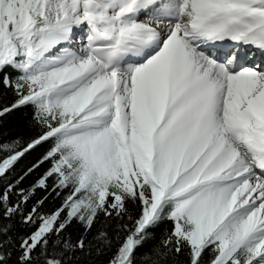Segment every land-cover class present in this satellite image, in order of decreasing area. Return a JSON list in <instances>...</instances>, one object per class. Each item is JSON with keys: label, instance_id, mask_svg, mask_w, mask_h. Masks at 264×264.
<instances>
[{"label": "snow or ice", "instance_id": "obj_1", "mask_svg": "<svg viewBox=\"0 0 264 264\" xmlns=\"http://www.w3.org/2000/svg\"><path fill=\"white\" fill-rule=\"evenodd\" d=\"M5 97L0 264H264V0H0Z\"/></svg>", "mask_w": 264, "mask_h": 264}, {"label": "trees", "instance_id": "obj_2", "mask_svg": "<svg viewBox=\"0 0 264 264\" xmlns=\"http://www.w3.org/2000/svg\"><path fill=\"white\" fill-rule=\"evenodd\" d=\"M8 97L5 98H0V103H6ZM25 110L21 109L15 112H12L9 115H6L4 117H0V123H2L3 127L7 128L10 132H17L21 130V126L24 123V117H23V112ZM35 154H30V156L26 157L24 161H21V163H25L27 160L31 159L32 156ZM40 171H43L41 169ZM38 173L34 172L32 175L28 176L27 179L25 180V184L29 183L30 181L34 180L36 178Z\"/></svg>", "mask_w": 264, "mask_h": 264}]
</instances>
